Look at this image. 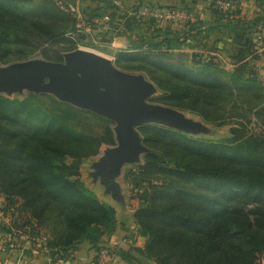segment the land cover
Listing matches in <instances>:
<instances>
[{
  "label": "trees",
  "instance_id": "obj_1",
  "mask_svg": "<svg viewBox=\"0 0 264 264\" xmlns=\"http://www.w3.org/2000/svg\"><path fill=\"white\" fill-rule=\"evenodd\" d=\"M217 1V0H216ZM260 13L242 18L215 7L213 23L197 19L153 28L130 39L115 66L145 75L161 95L156 103L192 113L220 127L236 120L221 140L186 135L158 125L140 127L148 149L132 174L131 198L142 246L105 248L116 231L115 209L79 179L82 161L114 145L110 122L53 97L0 96V195L11 229L41 244L53 262L68 260L81 244L108 251L127 264H259L264 257V77L252 35ZM60 0H0V63L40 55L62 61L85 40L75 14ZM153 24V21H150ZM217 27L235 33L227 71L208 53L174 50ZM248 31V32H247ZM76 34L75 39L67 35ZM210 58V60H206ZM11 229L7 230L11 234ZM39 242V243H38ZM97 259V256H96Z\"/></svg>",
  "mask_w": 264,
  "mask_h": 264
},
{
  "label": "water",
  "instance_id": "obj_2",
  "mask_svg": "<svg viewBox=\"0 0 264 264\" xmlns=\"http://www.w3.org/2000/svg\"><path fill=\"white\" fill-rule=\"evenodd\" d=\"M62 58L53 62L36 57L0 66V95L45 94L111 122L114 146L102 154L95 168L113 199H122L115 182L122 165L138 163L150 152L137 128L158 125L191 136L202 131L201 124L180 110L151 103L157 88L143 74L122 71L114 61L80 49Z\"/></svg>",
  "mask_w": 264,
  "mask_h": 264
},
{
  "label": "crops",
  "instance_id": "obj_3",
  "mask_svg": "<svg viewBox=\"0 0 264 264\" xmlns=\"http://www.w3.org/2000/svg\"><path fill=\"white\" fill-rule=\"evenodd\" d=\"M67 4L87 25L85 41L99 55L115 60L121 52L130 50V39L145 36L153 28L178 27L171 23L143 22L136 18L138 10L143 8L158 10H185L196 15L204 23H213V10L216 0H60ZM232 7L239 11L242 18L252 19L260 13L257 0H231ZM248 32V31H247ZM235 33L227 27H217L208 35L200 33L189 46L174 50L175 54L189 57L192 54L208 53L216 56L227 71L233 69L229 59ZM261 53V52H259ZM255 67L260 78L264 77V53L259 55ZM98 196V194H96ZM99 197V196H98ZM100 199L112 206L116 212V231L105 239V248L128 250L133 246L140 247L144 239L136 233L132 208L123 211L124 202L113 199ZM134 201V200H132ZM0 202L5 201L0 195ZM137 206V204H136ZM11 216L0 209V264H98L97 254L87 244H81L68 260L53 262L41 244H33L28 236L11 229ZM11 229V234L7 230ZM39 243V242H38ZM106 264H127L115 256L108 257Z\"/></svg>",
  "mask_w": 264,
  "mask_h": 264
},
{
  "label": "rangeland",
  "instance_id": "obj_4",
  "mask_svg": "<svg viewBox=\"0 0 264 264\" xmlns=\"http://www.w3.org/2000/svg\"><path fill=\"white\" fill-rule=\"evenodd\" d=\"M77 49H80V50H83V51H88V52H91V53L99 55L98 53L93 51L87 45L85 40L83 41V43L81 45H79V47ZM63 54L61 55V60H63V58H62ZM206 55H208V54H206ZM99 56H101V55H99ZM36 57H41V56L40 55H35V56H32L29 59L36 58ZM41 58H43V57H41ZM29 59L19 60V61H9L7 64H1L0 63V66H6V65H9V64H12V63L22 62V61H26V60H29ZM108 60H110V59H108ZM53 62H56V61H53ZM59 62H61V61H59ZM128 73H130V72H128ZM135 74H141V73H135ZM29 94L30 93H28L26 91H23V92H20V93L19 92H13L9 96H6L4 94L0 95V96H4V97L9 98V99H24ZM160 95H161V93L157 89L156 94L152 98H150V102L151 103H156L155 99L157 97H159ZM156 104H159V103H156ZM181 112L187 118L191 119V121L197 122V123L202 125V131L200 133H198L197 136H195V137H202V138H207V139H211V140H221V139H224V138L229 136V131H230V129L232 127H237L236 120L235 121H230V122H228L227 124H225L223 126L215 127L213 125L205 123L203 120H201L199 117H197L196 115H194L192 113H189V112H186V111H181ZM110 126L112 128V124H110ZM137 131L140 134V127L137 128ZM248 131L251 132V133H255V134H264V130H261L260 128H258L256 126L254 127L253 125H250V124L248 125ZM140 136H141V134H140ZM141 142H142L143 146L148 149V147L145 145L142 137H141ZM113 146L114 145H112V146H102L100 148L99 152L95 156H92V157L82 161V163L80 164L79 179L83 182V184L90 191L94 192L95 195L98 194L99 197L97 195L96 196L98 198H100V199H105L106 198L107 200H109V197L107 198L106 196H112V193L110 191H106L105 187L102 185L100 176L97 174V170H96L95 166L100 161L102 154L107 149H111ZM148 150L151 152L150 149H148ZM143 156H142V158H143ZM142 158L140 159V161L138 163L122 165V167L120 169V171H121L120 175L117 178H115V182L119 185V190L117 192V196H120L122 198V201L124 202V205H123V208H122L123 211L129 212L132 208L136 207L137 201L131 198L132 194H134V191H133V188H132L131 179H132V174L138 172V168H139V165L141 164ZM132 200H134V201H132ZM4 208L5 207L3 206V203L0 202V209L3 210ZM258 263L259 264H264V257L263 256L258 258Z\"/></svg>",
  "mask_w": 264,
  "mask_h": 264
},
{
  "label": "built area",
  "instance_id": "obj_5",
  "mask_svg": "<svg viewBox=\"0 0 264 264\" xmlns=\"http://www.w3.org/2000/svg\"><path fill=\"white\" fill-rule=\"evenodd\" d=\"M215 7H218L222 11H228L230 8H232V1L231 0H217L215 1ZM65 10H70L71 8L69 6H62ZM71 11L74 13V11L71 9ZM76 18L78 19V22L75 27L76 33H82L85 32L87 29L86 23L74 13ZM136 18L143 22H149L153 21L154 23H171L179 25L184 22H190L194 23L197 18L196 15L189 11L185 10H158V9H150V8H143L137 11ZM254 34L252 35V43L254 44V49L257 50V52H261L263 50L262 42L264 41V27L258 26L255 30ZM71 39H75L76 34H69L67 35ZM210 55V54H208ZM214 62H218L221 65L223 63L213 55H210ZM207 61L210 60V58L206 59ZM224 66V65H223ZM108 261V251L106 249L101 250L97 254V263L98 264H106Z\"/></svg>",
  "mask_w": 264,
  "mask_h": 264
}]
</instances>
